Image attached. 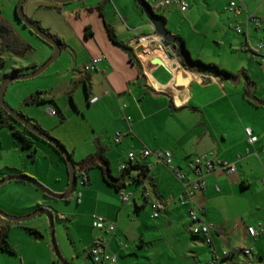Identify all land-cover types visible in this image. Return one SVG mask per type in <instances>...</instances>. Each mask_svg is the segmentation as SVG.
Wrapping results in <instances>:
<instances>
[{
  "label": "crops",
  "instance_id": "obj_1",
  "mask_svg": "<svg viewBox=\"0 0 264 264\" xmlns=\"http://www.w3.org/2000/svg\"><path fill=\"white\" fill-rule=\"evenodd\" d=\"M148 1L151 6H158L159 0ZM186 1L189 4L186 13L178 7L157 10L165 19V30L184 43L192 60L216 66L230 76L190 67L183 64L180 56L170 57L162 45V37L153 32L136 0H78L67 5L51 0H26L24 4V12L30 20L60 42L63 61L55 71L57 82L37 89L38 93L49 90L41 98L51 104L46 113L49 114V109L58 111V116L53 117L59 120L50 118L46 123L34 113L25 112L23 107H28L25 104L21 112L57 138L77 164L96 154L101 147L105 149L111 174L114 171L117 177L122 176L120 169L123 166L141 164L151 168L147 186L152 193L149 200L142 197L141 184L136 180L137 171L126 177V186L119 192L106 184L103 176L104 184L97 178L96 212L109 221H116L118 228L114 236L100 232L94 227V217L86 214L88 221L91 219L90 241L84 247L89 260L93 244L108 239V252L117 257L116 264H129L135 256L136 262L144 261V264L146 260L149 261L147 264H210L211 248L190 230L189 211L194 207L200 210L203 222L211 225L214 222L212 237L218 253L252 249L251 255H234L224 264H264V225L236 227L230 220L217 219L213 205L221 199L213 197L221 192L218 184L224 185L221 174L227 177L238 174L245 148L248 156L259 159L264 154V63L252 57L253 51L264 44V25L261 29L251 26L248 37L239 34L241 39L227 41L226 32L218 33L224 19H228L229 28L234 29L245 20V13L236 16L226 11L232 0ZM241 2L248 14L263 16L264 0ZM108 26L117 41L130 48L132 57L114 44ZM214 34V39L210 40ZM253 40L257 42L256 46L252 44ZM209 46L219 55L223 49L227 54L233 52L230 67L201 58L202 53L198 51L209 50ZM238 50L241 52L236 53ZM248 53H251V60L245 59ZM51 55L50 52L46 58ZM95 60H98L96 69L86 72L85 67ZM40 64L33 63L29 68L38 69ZM77 89L84 90L83 99H77ZM67 97L71 99V105L65 103ZM96 97L99 101L90 104ZM247 129L253 131L258 142L249 143ZM118 134L121 139L117 143ZM0 146L1 155L5 157L10 153L7 158L0 159V179L26 175L55 193L66 191L69 172L57 152L58 157L43 148L37 154L39 145L36 143L37 155L29 160L22 154L25 150L20 142L5 148L0 136ZM145 150L172 152L174 165L189 180L192 179L190 162L204 155L214 154L223 161L234 162L237 170L233 174L217 170L208 175L205 190L198 191L190 202L183 204L185 188L182 182L158 164L154 156L143 159L141 154ZM130 153L136 155L133 163L128 158ZM13 154L18 157L9 158ZM92 170L88 173V183L82 185L90 186L81 192L84 198L95 191ZM262 174L264 185V164ZM235 180L234 184H239L243 190L251 186L244 177ZM224 187L231 191L236 188L229 183ZM121 194H134L135 200L124 204ZM56 201L24 181H11L0 187V208L14 216H27L40 208L58 210ZM152 201L161 204L156 218L160 221L155 225L148 220H156ZM35 219L30 223L0 222L2 231L7 229L6 239L15 251L14 264L56 262L47 234V219L45 216ZM249 227H254L260 235L251 237L247 231ZM167 228L172 229L171 241L163 239L160 246H154L153 231L155 234ZM28 229L37 230L41 236H35ZM121 241L128 242L130 250L120 246ZM145 250L149 252L146 256L142 255Z\"/></svg>",
  "mask_w": 264,
  "mask_h": 264
},
{
  "label": "rangeland",
  "instance_id": "obj_2",
  "mask_svg": "<svg viewBox=\"0 0 264 264\" xmlns=\"http://www.w3.org/2000/svg\"><path fill=\"white\" fill-rule=\"evenodd\" d=\"M19 3L20 0H0V89L6 79L13 75L15 69H20V72L18 74L32 73L34 70H31L29 68L31 67L30 65H33V63H42L39 66L41 67L50 59V57L54 53V48L52 46L41 40L17 17V9L19 7ZM218 15L220 17L222 16L221 14ZM224 15L227 17V14ZM227 20L228 19H224L221 30L218 33L223 32L224 34L226 32L227 41L234 40L235 38L237 40L241 39L242 37L235 31L234 27L229 28ZM203 31L206 32L207 30L204 29ZM213 37H215V34L213 36H210V40H213ZM252 44L256 46L257 42L253 40ZM224 46H226V42ZM50 52L52 53V55L46 58ZM200 52L202 53V56H200L201 58L213 59L217 63H220L221 65H224L226 67H230L229 64L234 60L231 55V53L233 52H229L227 54L224 49L222 50L220 55L218 54V52L210 49V46L209 50H204L203 52L202 50H199L198 53ZM240 52L241 50H238L236 53ZM250 54L251 53L245 55V59L251 60ZM62 58L60 57L40 76L26 81H16L12 83L6 91V103L16 112L25 116L35 126H38L39 122L27 116V114L21 112V107L23 104H25L24 101L31 97V94H39V90L37 89H39L40 87H46L50 84L53 85L55 84V82H57L55 71L63 61ZM48 91L49 90H47V92ZM47 92H41L40 96L42 97L43 94L44 96H46ZM83 97L84 90L77 89V99H83ZM47 103L48 104L43 107L34 105L23 108L25 112L28 111L29 113H34V115H37L39 119H41L42 121H46V123L50 122V118L52 119V121L55 118L59 120L58 117H53L50 116V114L46 113L47 108L51 107V104H49V102ZM65 103L71 105V99L67 97ZM0 136L5 148L9 144L12 145L13 142L19 143V141H17L13 137L11 131L7 127L0 128ZM53 138L58 140L55 137ZM37 143L39 145V148H37V154L41 153L43 151V148H47V150L54 152V154H56V156L58 157L56 151L48 143H44L42 141H38ZM22 154H24V157L28 158L29 160L31 159L28 155L29 151H24L22 152ZM8 156H10V153H8V155H5V157L0 153V159L7 158ZM12 156L13 158L18 157L17 154H13L9 158H12ZM263 164L264 154H261L259 159L253 156H248L247 149L245 148V152L242 154V159L238 166V174L233 177H227L225 176V174H221V177L223 178L222 182L224 183V185H227L229 183L235 185L236 188L235 190L233 189V191H231L232 189L226 190L224 185H222L221 183L218 184L221 192L216 193V195L213 196L215 198H218V196L221 198L220 200H217L213 203V205L215 206L214 215L217 217V219H223L224 222L230 220L236 227H247L249 225H252L257 228L260 225H264V185L261 182L263 175ZM78 174H81V171L78 170ZM91 174L95 186V191L89 195L90 197L84 198V196L82 195L84 189L90 186L83 187L82 178L80 177L76 185V192L74 191L71 201L58 200L56 201L58 204V210H50L54 214L55 240L58 249L62 256L72 264H92L88 257H86V253L84 252V247L87 246L90 241L89 234L91 227V219L90 221H88L86 214H90L91 217L100 216L96 212V200L98 193V190L96 189H98L99 185L98 180H101L102 184H104V182L102 180V172L100 169L92 170ZM112 175L114 177H117L114 171H112ZM6 177L9 176L2 177L0 180ZM241 177H244V179L251 182L250 188L243 190L239 184H234L236 183L235 181H237L235 179H241ZM0 210L7 215L18 217L12 214H8L1 208ZM62 214L64 216H62ZM43 216L45 215H41L39 217ZM46 219L48 226L47 234L49 237V241L51 242L52 236L50 223L47 217ZM34 220L25 223H30ZM148 220L150 223L153 222L154 225L160 221L159 219L152 220V218H149ZM0 222L9 223V221L1 217ZM212 224L215 225L214 222H212ZM0 228V231H2V226H0ZM173 233L175 234V231ZM151 238H154V246H160L163 243V239L171 241V239L173 238L172 229H162V232L156 231L155 234L153 231V233L151 234ZM121 242L124 244V246L129 247L128 249L130 250L131 245L128 242ZM50 244L52 245V242ZM241 246L245 247L244 244H242ZM148 254L149 252H147V250L142 251V255L146 256ZM54 256L56 259V263L61 264L55 254V251ZM72 256L75 257L76 260H73ZM132 259L133 260L129 264L145 263L144 261H142L141 263L136 262L137 256ZM0 260V264H14L16 261L14 254L3 251H0ZM147 263H149L148 260H146V264Z\"/></svg>",
  "mask_w": 264,
  "mask_h": 264
},
{
  "label": "built area",
  "instance_id": "obj_3",
  "mask_svg": "<svg viewBox=\"0 0 264 264\" xmlns=\"http://www.w3.org/2000/svg\"><path fill=\"white\" fill-rule=\"evenodd\" d=\"M148 3L149 1L146 0ZM150 4V3H149ZM151 6V4H150ZM172 7H178L181 12L186 13L189 10V4L186 0H159L158 6H151L153 11L157 13V10L159 8L169 9ZM245 4L241 2V0H232L230 4L227 6L226 11L230 14L236 15V16H242L245 13V20L243 22H240L238 26H236L235 30L240 35H246L248 37L249 34V28L251 26L261 29L264 25V8H263V16L257 17L253 14H248V12L245 9ZM152 30L156 34L155 29L153 26ZM162 45L167 48L168 55L170 57H177V52L173 51L172 45L164 43L162 41ZM264 49V44L261 43L257 49L253 51L252 57L254 60L264 63V54L262 53V50ZM98 60H95L92 65L86 66L85 71L86 72H92L96 69V64ZM99 101V98H93L90 100V104L94 105ZM49 114L51 116H58L57 111L53 109H49ZM128 123H130V119L127 118ZM246 133L249 137V143L255 144L258 142V137L254 135L253 131L251 129H247ZM121 134H118V138L116 142H120ZM150 156H154L158 164H161L165 166L171 173L174 174V176L182 182L185 188V195L183 197L182 203L186 204L192 200V197L201 190H205L206 188V178L208 175L215 173L217 170L225 171L228 174H233L236 172L237 167L234 163H229L226 161H223L214 154L210 155H204L197 157L193 159L189 164V169L192 174V179H187L185 174H183L176 166L174 165L173 161V154L170 151H161V152H151L148 150H145L142 152L141 157L143 159H146ZM129 161L133 163L136 160V155L133 153H130L128 155ZM148 167V166H147ZM128 167L123 166L120 171L123 173ZM150 171V167H148ZM141 184V194L142 197L145 200H149L152 197V193L147 190L148 186V178L142 179L139 182ZM82 185H84V181H82ZM134 194H121L120 199L122 203H130L135 200ZM151 207L153 209V218L159 217V212L161 210V204L158 201H152ZM189 219H190V230L194 236L202 237L205 244H207L212 251L213 257L210 261V264H224L226 260H228L231 256L243 254L245 256H249L252 253L251 248H245V249H237L235 251L229 252V251H223L222 253H218L217 250L214 247V241L212 237V232L215 229V227L211 224L203 222L200 216V210L192 207L189 211ZM94 227L99 230L103 231L110 236H114L116 234L118 223L116 221H109L103 217L96 216L94 217ZM248 233L251 237L256 238L260 235V232H258L254 227L248 228ZM120 246L124 247V244L121 242ZM109 248V241L108 239H101L96 241L90 252V261L92 264H116L118 259L115 255H112L108 252Z\"/></svg>",
  "mask_w": 264,
  "mask_h": 264
},
{
  "label": "water",
  "instance_id": "obj_4",
  "mask_svg": "<svg viewBox=\"0 0 264 264\" xmlns=\"http://www.w3.org/2000/svg\"><path fill=\"white\" fill-rule=\"evenodd\" d=\"M51 1L57 4L67 5V4L76 2L78 0H51ZM25 2L26 0H20L19 7L17 9L18 18L20 19L21 22L25 24L27 28H29L41 40H43L44 42L52 46L54 48V53L45 64H43L38 69H35L32 73L18 74L14 72L12 76L7 78L0 89V107H2L5 111H7L9 115H11L18 122H20L30 132H32L34 135L44 140L48 144L52 145L55 149H57L60 152V154L65 158V161L68 166L69 183H68V187L66 191L62 194H58V193L51 191L46 186H44L42 183H40L38 180L32 177H29L26 175H18V176H9V177H6L0 180V187H2L3 185L11 181H24V182L32 184L38 190L43 192V194L51 198H54L55 200L66 201L73 195L74 189H75V186L78 180L77 174H76V165L70 153L67 151V149L62 144L58 142V140L54 139L46 132L40 130L38 126L33 125L25 116L16 112L5 101L6 91L12 83L16 81H26V80H30V79L40 76L53 63H55L60 58L61 53H62V47H61L60 42L57 39H54L49 34H47L44 30L38 27L33 21H31L27 17V15H25V12H24ZM136 2L143 9V12L145 13L148 21L154 27L156 34L162 37L164 43L172 45L173 51L177 52V54L181 57L183 64L188 65L193 68H200V64L193 63L189 54L186 53L184 43L180 39L173 37L168 31L165 30L164 22L159 17V15L153 11L150 4L146 0H136ZM40 215H45L48 218V221L50 223V228H51V236H52L51 242H52L53 249L55 251V254L59 262L61 264H72L62 256V254L60 253L58 249V246L55 240L54 214L50 210L40 208L36 210L35 212H33L32 214H29L27 216H22V217H13V216L7 215L6 213L0 210V217L12 223H25V222L35 219L36 217H39Z\"/></svg>",
  "mask_w": 264,
  "mask_h": 264
},
{
  "label": "trees",
  "instance_id": "obj_5",
  "mask_svg": "<svg viewBox=\"0 0 264 264\" xmlns=\"http://www.w3.org/2000/svg\"><path fill=\"white\" fill-rule=\"evenodd\" d=\"M159 17L162 19L163 22L165 21V19L163 17H161V16H159ZM108 32H109L110 37H111L112 41L114 42V44L123 48L124 50H126L130 54V56L132 57V53H131L130 48H128L127 46H125V45H123L117 41V39L113 33V30L109 26H108ZM185 50H186V48H185ZM186 53H188L187 50H186ZM192 62L200 64L199 69H206V70L212 69V70L216 71L217 73H224L225 75L230 76L229 74L220 71L216 66L205 65L201 62H196L194 60H192ZM14 72L19 73L20 71L15 70ZM24 103L27 106H34V105H41L43 103H47V101L42 99L40 96V93H39V94L32 95L31 97L26 99L24 101ZM57 113H58V111H57ZM3 127H7L11 131L13 137L21 143V146L25 151H29L28 155L31 159L35 158V151L36 150H34V149H35L36 143L38 141H42L44 143H47L44 140L37 137L36 135H34L32 132H30L20 122H18L11 115H9L7 111H5L2 107H0V128H3ZM38 128L40 130L44 131L41 127L38 126ZM50 146L60 155V157L62 158V160L64 161V164L66 165V167L68 169L65 158L60 154V152L57 149H55L52 145H50ZM71 157H72V155H71ZM74 163H75L76 169H77L76 170L77 179L82 177L84 184L88 183L89 171L94 169V168H98L101 170L103 179L106 182V184L113 187L118 192L121 191V189L126 186L125 179L132 171H137L136 180L138 182H140V180L145 179V178L149 179V172L150 171H149L148 167L145 165H141V164H136V165L131 164L123 172L122 176L114 177L111 174L109 161L107 160V158L105 156V149L101 148V147L98 149L96 154L88 157L86 160L82 161L80 164H77L76 162H74ZM78 170L81 171V174H78V172H77ZM75 189H76V186H75ZM75 189H74V191H75ZM45 196L48 198H51L47 195H45ZM71 197L69 199H67L66 201H69L71 199ZM51 199H54V198H51ZM28 230L30 233L34 234L37 237L41 236L40 232H38L37 230H34V229H28ZM7 235H8L7 229L5 231H2L1 239H0V251L14 254L15 253L14 249L10 246V244L8 243V241L6 239ZM53 264H57V263L54 262Z\"/></svg>",
  "mask_w": 264,
  "mask_h": 264
},
{
  "label": "bare ground",
  "instance_id": "obj_6",
  "mask_svg": "<svg viewBox=\"0 0 264 264\" xmlns=\"http://www.w3.org/2000/svg\"><path fill=\"white\" fill-rule=\"evenodd\" d=\"M147 44V43H146Z\"/></svg>",
  "mask_w": 264,
  "mask_h": 264
}]
</instances>
